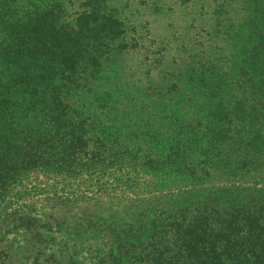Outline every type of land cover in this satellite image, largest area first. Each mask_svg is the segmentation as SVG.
I'll return each instance as SVG.
<instances>
[{"label": "trees", "instance_id": "trees-1", "mask_svg": "<svg viewBox=\"0 0 264 264\" xmlns=\"http://www.w3.org/2000/svg\"><path fill=\"white\" fill-rule=\"evenodd\" d=\"M0 264H264V0H0Z\"/></svg>", "mask_w": 264, "mask_h": 264}, {"label": "rangeland", "instance_id": "rangeland-1", "mask_svg": "<svg viewBox=\"0 0 264 264\" xmlns=\"http://www.w3.org/2000/svg\"><path fill=\"white\" fill-rule=\"evenodd\" d=\"M157 24H158V26H157L158 28H161V29L163 28V26H162V22H157ZM11 238H12V237H10L9 239H11Z\"/></svg>", "mask_w": 264, "mask_h": 264}]
</instances>
